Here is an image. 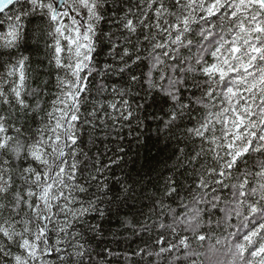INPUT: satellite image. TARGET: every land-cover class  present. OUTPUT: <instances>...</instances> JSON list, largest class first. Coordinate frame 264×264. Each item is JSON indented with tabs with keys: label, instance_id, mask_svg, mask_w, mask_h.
Masks as SVG:
<instances>
[{
	"label": "snow or ice",
	"instance_id": "1",
	"mask_svg": "<svg viewBox=\"0 0 264 264\" xmlns=\"http://www.w3.org/2000/svg\"><path fill=\"white\" fill-rule=\"evenodd\" d=\"M120 229L264 264V0H0V264H116Z\"/></svg>",
	"mask_w": 264,
	"mask_h": 264
},
{
	"label": "trees",
	"instance_id": "2",
	"mask_svg": "<svg viewBox=\"0 0 264 264\" xmlns=\"http://www.w3.org/2000/svg\"><path fill=\"white\" fill-rule=\"evenodd\" d=\"M33 66L35 67V64ZM47 75L48 74L45 73V75L42 76L41 79L47 78ZM51 84H52V81H50V83H49V88H51ZM33 86H35V82L33 83ZM149 134L152 136L153 139L156 138L155 125L152 126ZM146 154H148L150 156H155L157 153H156L155 149H152L150 153L147 152V150H146ZM113 231H117V225L115 223V220H113ZM119 231L121 232V234L115 240V242L109 243V246L114 251L119 252L121 254L120 258L116 261V264H125V260H124V254L125 253H127V255L130 257V264H148L149 259L152 260L153 264H156V261L154 258L146 257L145 260L141 261L139 257L134 255L137 247L143 246L139 237L133 236L131 234L130 230L120 229ZM147 238L148 237L145 236V239H147ZM212 242H214V241L206 242L205 248L203 251H205L207 253L208 245ZM210 256H211V254L209 253L208 255L200 257L201 261H203V264H209V262L211 261Z\"/></svg>",
	"mask_w": 264,
	"mask_h": 264
},
{
	"label": "rangeland",
	"instance_id": "3",
	"mask_svg": "<svg viewBox=\"0 0 264 264\" xmlns=\"http://www.w3.org/2000/svg\"><path fill=\"white\" fill-rule=\"evenodd\" d=\"M209 264H212V259H211V261L209 262Z\"/></svg>",
	"mask_w": 264,
	"mask_h": 264
}]
</instances>
